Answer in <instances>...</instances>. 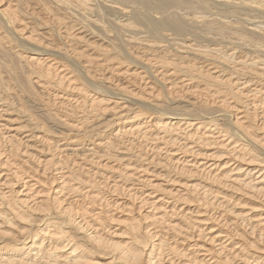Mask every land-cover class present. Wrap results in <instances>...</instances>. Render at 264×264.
Here are the masks:
<instances>
[{
    "label": "bare ground",
    "instance_id": "6f19581e",
    "mask_svg": "<svg viewBox=\"0 0 264 264\" xmlns=\"http://www.w3.org/2000/svg\"><path fill=\"white\" fill-rule=\"evenodd\" d=\"M0 264H264V0H0Z\"/></svg>",
    "mask_w": 264,
    "mask_h": 264
}]
</instances>
